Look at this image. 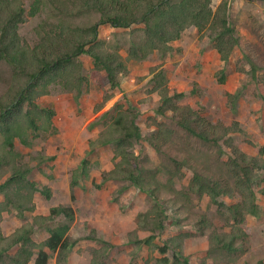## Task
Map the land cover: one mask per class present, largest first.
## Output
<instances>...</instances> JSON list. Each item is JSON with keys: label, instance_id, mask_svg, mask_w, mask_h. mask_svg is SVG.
<instances>
[{"label": "rangeland", "instance_id": "1", "mask_svg": "<svg viewBox=\"0 0 264 264\" xmlns=\"http://www.w3.org/2000/svg\"><path fill=\"white\" fill-rule=\"evenodd\" d=\"M21 1L26 19L18 35L22 45L32 48L46 33L59 32L61 22L87 27L100 20L97 10L79 11L73 0H42L33 15L29 12L35 0ZM224 3L225 18L238 39L227 62L215 46L218 28L199 30L191 25L179 39L149 49L145 58H138L130 52L146 42L144 24L129 28L109 23L99 26L101 50L119 53L126 63V70L119 74L120 84L111 86L106 73L95 68L93 57L82 54L78 58L82 63L80 73L74 71L75 76L86 78L80 83L81 93L77 89L69 91L64 82L58 81L49 86L48 94L39 97L43 105L55 110L53 125L46 131L31 130L29 145L16 139L15 151L20 153V164L30 169L28 178L36 180L39 187L49 186L53 197L47 199L36 192L34 210L21 215L13 207L2 208L7 200L0 191L4 235L32 224V240L43 243L49 232L46 225L35 223V216L47 215L52 206L62 204L75 209L74 221L68 222V236L77 242L67 254L46 248L51 254L48 264H90L92 250L103 246L101 240L112 244L106 253L107 264H156L163 256L156 244H167L166 255L171 259L173 251L182 252L190 264H264V0H210L209 5L217 13ZM160 70L165 71L171 94L184 93L174 102L179 109H167L164 114L158 112L161 96L154 86V75ZM221 70L226 76L224 83L219 80ZM15 72L13 65L0 62V97L11 86ZM107 96L109 99L104 100ZM188 108L192 109L189 117L201 120L203 127L214 126L215 136L229 130L219 142L222 151L178 125ZM121 111L137 114L143 137L134 147L150 170L151 182L161 185L159 203L136 186L129 187L116 201L114 191L124 182L110 181L101 189L92 183V178L101 181L103 170L114 167L115 146L96 142L92 149L89 142L107 131ZM205 129L213 132L210 127ZM237 150L256 158L261 166L254 170L257 177L253 185L259 215L245 216L240 224L246 234L236 239L235 250H227L220 248L216 235L228 233L238 224L207 193L195 191L192 179L195 172L214 179L228 192L222 197L226 204L238 203L241 196L234 189L235 178L227 165ZM50 156L55 158L50 160ZM84 158L89 160V176L81 177L80 186L72 189V172ZM11 173V166L0 167V182ZM142 212L157 218L149 229L136 222ZM150 236H154L151 243L139 247L133 240ZM19 249L15 246L0 264H14L11 256Z\"/></svg>", "mask_w": 264, "mask_h": 264}, {"label": "trees", "instance_id": "2", "mask_svg": "<svg viewBox=\"0 0 264 264\" xmlns=\"http://www.w3.org/2000/svg\"><path fill=\"white\" fill-rule=\"evenodd\" d=\"M40 1L42 0L34 1L29 12L31 15L37 11V4ZM73 3L78 5L76 7L80 9L79 11L83 8L97 10L100 13V20L87 27H73L61 22L59 32L54 30L53 34L46 33L32 48L22 45L18 35V28L26 19V8L23 2L0 0V62L6 61L17 69L11 86L0 97V167L11 166L12 171L5 181L0 182V191L5 194L7 200L2 208L7 210L13 207L21 215L34 210L33 200L36 192L42 193L47 199L53 197V190L49 186L39 187L36 180L28 178L30 169L20 164L18 160L20 153L15 151L16 139H19L23 145H29L31 130L46 131L53 125L55 110L43 105L39 97L48 94L49 86L58 81L64 82L65 88L69 87V91L77 89V92L81 93L80 83L86 78L81 75L75 76L74 71L80 73L82 63L78 58L82 54L93 57L95 68L106 73L113 87L119 86V74L126 70V63L119 53L101 50L100 25L109 23L113 27L129 28L134 24H144L143 32L146 42L139 49H132L130 52L133 57L138 58H145L149 49H157L161 45L165 46L179 39L183 31L191 25H195L199 30L207 27L211 31L219 29L216 33L215 46L225 62L228 61L231 50L238 42L233 28L228 25L225 18V3L217 13L212 11L209 5L210 0H76V2L73 0ZM221 72L219 80L224 83L226 76L224 71L221 70ZM164 73V70H160L154 75L157 83L154 86L161 96V104L158 108L161 114H164L167 109H179L174 104L175 99H181L184 95L183 92L170 93ZM108 99L109 96L104 97V100ZM128 111L132 109L129 108ZM191 114L192 109L188 108L178 119V125L202 141L212 142L219 151H222L219 142L229 134L227 133L229 130L222 136H215L214 126L207 124V127H203L201 120L197 121L192 116L189 117ZM208 127L212 128L213 132L209 129L204 130ZM142 137L137 114L121 111L107 131L100 133L96 140L89 142L92 149L96 142L98 145L114 144L115 146L114 167L103 170L101 181L97 182V179L92 178V183L96 188L101 189L110 181L124 182L114 191L116 201H119L120 195L125 190L136 186L159 203L158 191L161 185L151 182L148 174L150 170L145 168L134 147ZM261 151H264V148ZM54 158V156L49 157L50 160ZM255 159L237 150L235 156L231 157L227 163L235 178L234 189L241 196V200L235 204H226L222 197L224 192H228L221 189L220 183L214 179L210 180L199 172H195L192 179L195 191L200 194L207 193L212 202L219 209H225L238 224L232 226L234 229L228 233L216 235L222 249L235 250L236 246L233 244L236 239L246 234L240 223L246 215H259V205L253 185L257 177L254 170L261 166ZM88 161L84 158L79 167L73 170L70 181L72 189L80 186L81 177L89 176ZM23 190L27 192L22 194ZM72 198H74L73 194ZM75 216V209L72 206L62 204L52 206L47 215H36L35 223H39L41 227L46 225L45 228L49 232L48 238L40 244L31 238L35 230L32 224L23 225L9 236L4 235L0 227V260L10 255V251L18 245L20 249L11 256L14 264H48L51 254L46 248L51 252L67 254L77 242L70 240L68 236L70 229L68 222L74 221ZM154 220L157 218L149 215L148 212L139 213L136 217L137 224L145 229H149ZM153 237L133 240L139 247L142 243L150 244ZM101 241L103 246L92 250L93 257L90 264H107L106 253L112 244L106 240ZM155 247L163 255L157 259L156 264H171V260H174L172 264H190L189 259L180 251H173V259L167 256L169 250L167 244L162 246L156 244ZM181 257L184 258L183 261ZM129 264L136 263L131 261Z\"/></svg>", "mask_w": 264, "mask_h": 264}, {"label": "crops", "instance_id": "3", "mask_svg": "<svg viewBox=\"0 0 264 264\" xmlns=\"http://www.w3.org/2000/svg\"><path fill=\"white\" fill-rule=\"evenodd\" d=\"M68 187H69V183H68ZM73 258H74V257H73V256H71V260H73Z\"/></svg>", "mask_w": 264, "mask_h": 264}]
</instances>
